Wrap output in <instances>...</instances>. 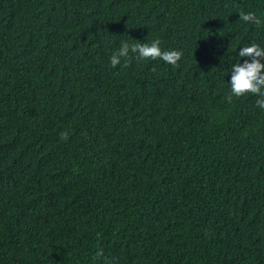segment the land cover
<instances>
[{
  "label": "trees",
  "instance_id": "1",
  "mask_svg": "<svg viewBox=\"0 0 264 264\" xmlns=\"http://www.w3.org/2000/svg\"><path fill=\"white\" fill-rule=\"evenodd\" d=\"M241 9L264 22V0H0V264H264V109L227 100L264 47ZM157 38L178 66H111Z\"/></svg>",
  "mask_w": 264,
  "mask_h": 264
},
{
  "label": "clouds",
  "instance_id": "2",
  "mask_svg": "<svg viewBox=\"0 0 264 264\" xmlns=\"http://www.w3.org/2000/svg\"><path fill=\"white\" fill-rule=\"evenodd\" d=\"M240 20L245 24H254L261 26L262 22L255 12H245L241 9L238 12ZM135 55L137 59L162 60L166 64L178 66V61L181 60L183 52L179 50H165L161 48V40L154 39L151 43H141L136 41L129 44L122 42L120 47L111 55L110 64L116 68L121 64L122 60H130L131 56ZM239 57L244 58L243 64L237 61L230 70V94L227 96L228 102H231L233 97H241L246 94H253L259 97L256 101L257 107L264 109V47L256 42H252L248 46L240 48ZM127 67V63L124 65ZM61 139L68 138L67 132L60 133ZM104 257L103 249L97 251L94 260H99ZM105 264H110L105 260Z\"/></svg>",
  "mask_w": 264,
  "mask_h": 264
}]
</instances>
